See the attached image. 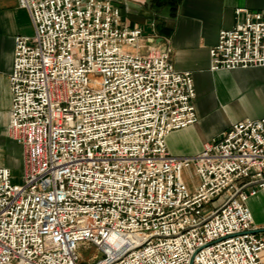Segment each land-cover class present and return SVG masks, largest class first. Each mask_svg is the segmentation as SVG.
Returning <instances> with one entry per match:
<instances>
[{"label":"built area","instance_id":"obj_1","mask_svg":"<svg viewBox=\"0 0 264 264\" xmlns=\"http://www.w3.org/2000/svg\"><path fill=\"white\" fill-rule=\"evenodd\" d=\"M8 137L21 182L0 167V264H264V118L230 125L192 158L166 138L198 123L190 72L144 46L98 0H17ZM130 49V51H128ZM210 70L264 68V10L236 11ZM185 172L192 180L190 186Z\"/></svg>","mask_w":264,"mask_h":264},{"label":"crops","instance_id":"obj_2","mask_svg":"<svg viewBox=\"0 0 264 264\" xmlns=\"http://www.w3.org/2000/svg\"><path fill=\"white\" fill-rule=\"evenodd\" d=\"M111 2L121 9L124 25L139 28L146 47H165L171 51L170 63L178 72L192 74L198 123L171 133L166 138L174 157L192 158L206 144L232 124L264 118V68L234 71L210 70V50L221 31L236 22V11L264 10V0H98ZM34 33L29 13L20 9L17 0H0V147L6 156L0 167L7 168L13 180L22 175L23 157L19 145L8 137L11 95L9 74L14 55V39ZM264 204L260 193L248 202L257 226H264L256 206Z\"/></svg>","mask_w":264,"mask_h":264},{"label":"rangeland","instance_id":"obj_3","mask_svg":"<svg viewBox=\"0 0 264 264\" xmlns=\"http://www.w3.org/2000/svg\"><path fill=\"white\" fill-rule=\"evenodd\" d=\"M128 51H130V49H128ZM6 153H7V146L4 145V146L0 147V158L5 157ZM184 176L187 178L191 187H193V185H195L197 183V181L192 180L189 177L188 172H185ZM14 177H15V180H14L15 183H17V184L22 183L20 176H17V174H15ZM256 212H257V215L260 219H264V204L263 203H260L256 206ZM93 253H94V251L91 248L82 249L80 252L82 264H89L90 263L89 260H90V258H92Z\"/></svg>","mask_w":264,"mask_h":264},{"label":"water","instance_id":"obj_4","mask_svg":"<svg viewBox=\"0 0 264 264\" xmlns=\"http://www.w3.org/2000/svg\"><path fill=\"white\" fill-rule=\"evenodd\" d=\"M253 233H255V234L264 233V228L256 230Z\"/></svg>","mask_w":264,"mask_h":264}]
</instances>
